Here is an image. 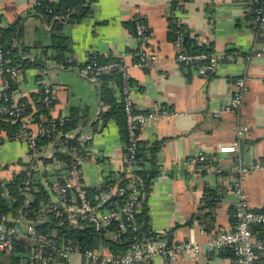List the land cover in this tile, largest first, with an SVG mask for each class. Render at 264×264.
<instances>
[{"label": "crops", "instance_id": "0c3cea01", "mask_svg": "<svg viewBox=\"0 0 264 264\" xmlns=\"http://www.w3.org/2000/svg\"><path fill=\"white\" fill-rule=\"evenodd\" d=\"M256 1L187 0L184 10L177 15L174 0H94L90 13L83 19L63 21L61 29L55 31L54 23L47 22L35 11L39 0H0V27L20 22L15 44L18 56L42 64L27 68L21 63L16 65L19 73L12 83V98L27 99L35 112V99L43 89V83L51 86L55 104L50 116L74 120L73 129L65 136L83 146L69 147L66 152L77 158L82 149L81 167L87 188L97 189L109 181H115L117 186L121 173L128 175L130 172L125 163L127 142L121 125L116 118L104 122L102 115L110 105L102 101L99 78L84 71L85 64L93 56L116 58L128 66L138 111H178L170 119L151 121L138 130V140L147 149V159L135 166L134 171L151 170L149 150L159 145L156 175L150 191L143 194L137 212L143 214V224L147 227L140 238H136L143 243L163 241L169 244L182 240L204 243L221 231L234 229L238 154L222 152V149L239 141L244 165L264 160V28L256 26ZM176 17H180L196 47H205L218 55L219 66L210 79L200 76L197 68L176 61L177 48L172 34ZM136 20L148 26L151 39L146 47L159 57L148 69L134 66L140 48ZM54 31L67 38L63 62L54 59L56 52L51 47ZM228 55L234 56V60H229ZM241 77L246 78L249 90L240 112L226 111L218 117L213 116L230 102L234 82ZM109 86L121 100L117 83L111 80ZM32 116L30 113L22 121L36 132L39 124L33 122ZM241 125L250 128L243 139L237 135ZM62 146L49 145L34 156L26 140L13 139L0 131V181L7 184L16 174L29 169L31 180L26 182L23 193L25 206L33 201L32 192L39 191L40 185L50 194L41 204L42 219L50 213L47 212L50 201L57 200L52 188L64 168L57 163L55 154ZM201 155L208 156L211 161H200ZM46 159L50 162L46 163ZM245 190L250 207L264 210V171L249 175ZM114 194L103 201L102 210L113 205L110 201ZM4 195L10 203L14 201L7 189ZM73 214L68 213L70 219ZM7 219L18 228L16 239L21 250L0 251V264H31L33 241L26 234V228L34 224L33 221L27 219L23 211L19 217L10 214ZM73 224L80 229L87 226ZM102 229L106 231L99 230L97 237L102 250H97L113 252L112 243L124 244L120 231L109 227ZM252 232L254 238L264 240V225L254 226ZM52 233L58 237L55 229ZM50 264L87 263L81 256L73 255L68 260L54 257ZM142 264L235 263L232 252L224 249L204 250L177 260L155 256Z\"/></svg>", "mask_w": 264, "mask_h": 264}, {"label": "built area", "instance_id": "2783aa9c", "mask_svg": "<svg viewBox=\"0 0 264 264\" xmlns=\"http://www.w3.org/2000/svg\"><path fill=\"white\" fill-rule=\"evenodd\" d=\"M48 1L54 2V0ZM186 2L187 0H174L177 15L184 10ZM258 2L259 5L256 8L255 14L256 26L259 29H263L264 0ZM175 24L177 25V29L175 30L176 61L184 66H196L200 76L210 79L217 72L219 66L218 55L212 51L190 52L185 44L186 29L182 26L180 17H176ZM135 29L140 48L134 61V66L140 69H148L157 62L159 57L155 53H150L146 47V44L151 39V33L146 23L136 20ZM98 57L97 55L93 56L85 64L84 71L87 75L100 78L102 75L110 73L113 70H119L121 73L122 86L120 94L128 135L125 163L126 167L130 169L127 175L129 182L125 186H108L106 190H102V187L98 188L101 191L100 197L102 200L95 204L89 195V188L84 184L81 167L84 153L80 149V155L77 158L71 156V161L65 159L56 160L58 164L63 165L64 169L52 188L57 200L56 202L50 201L47 212L58 216L63 215L65 212H73L71 221L92 226L96 230L118 224L121 230L125 231L127 230V223H131L133 229L137 230L138 226L134 224V221L143 199L139 177L133 170L137 163L136 156L139 147L138 130L141 126L151 121L157 122L162 118L170 119L177 115L178 111L168 109L159 112L138 111L134 105V91L128 66L121 60L103 63L99 61ZM228 59L232 61L234 60V56L228 55ZM18 73L19 68L16 65H12L10 59L6 57L0 34V119L5 115H8L9 119L18 120H23L25 117V110L28 105L13 99L10 93L13 80ZM248 90L249 87L245 77L236 79L234 82V93L230 102L224 105L220 111L214 113L213 116L218 117L226 111L240 112ZM39 101L49 110L50 115L54 107V98L52 88L47 82L43 83V97ZM0 131H2L1 127ZM249 131L250 128L248 126H239L237 129L239 139L245 138ZM53 133H55L56 140L52 144L56 145L60 139L61 132L56 130L54 123H52L51 127L38 125L36 132L23 123L14 137L26 140L32 154L36 156L42 151L38 149L37 137L39 135L53 136ZM239 144L240 142L236 141L231 146L222 149V152H235L238 154L239 163L234 185L236 201L233 206L236 223L233 230L221 231L204 243L193 240L172 241L169 244L163 241L143 243L135 240L127 251L116 253L102 252L93 247H83L79 243L58 241L53 235L39 232L34 224H29L26 228V234L33 241L31 264H50L54 257L68 260L73 255L81 256L87 264H142L144 261H148L155 256L162 255L169 259L177 260L201 253L204 250L215 252L224 249L232 252L235 264H264V240L254 238L252 232L254 226L264 225V210H254L250 207L248 194L245 190V182L248 176L256 171H264V160H257L250 165H244L241 159ZM68 149L69 146L63 145L60 148V152L66 154ZM74 149H78V147L74 146ZM199 160L202 162L211 161L206 155H201ZM217 170L221 171L219 168ZM113 192H115L114 195L126 196V201L121 204H113L109 209L102 210L103 201L108 196H111ZM7 220V216H0V251L15 252L17 247L13 237L18 235L19 231L16 226L8 227Z\"/></svg>", "mask_w": 264, "mask_h": 264}, {"label": "trees", "instance_id": "16d2710c", "mask_svg": "<svg viewBox=\"0 0 264 264\" xmlns=\"http://www.w3.org/2000/svg\"><path fill=\"white\" fill-rule=\"evenodd\" d=\"M263 1V0H258ZM255 2V9L258 7L259 2ZM94 2V0H60L59 2H50L48 0H39V3L35 7V11L37 14L43 16V18L47 22H53L55 31L61 29L62 22L63 21H71L76 22L83 19L87 14L91 11V4ZM55 17H60L61 19H54ZM20 28V22L13 23L9 25L8 27H0V34L2 38V43L6 52V57L10 59V63L12 65H17L18 63H21V66L24 68H27L29 66H39L41 67V63L39 62H32L27 59H21L20 56H18V51L16 49V41L18 39V32ZM172 34L174 39L176 38L175 30L177 29V25L172 23ZM53 33L52 38L53 42L51 47L55 50L54 59L58 62H63L65 60V53L67 51V38L63 35ZM185 44L188 47V50L192 53H199L203 51H210L205 47H196L190 36L189 31L186 29L185 32ZM100 62H110L113 60H119L116 58L111 59H105L102 57H98ZM122 61V60H121ZM196 68V66H191ZM100 84H101V90H102V101L106 104L110 105V109L103 113L102 118L104 122L107 120H110L111 118L118 119V122L121 125L122 133L124 134L125 140L128 143V135H127V129H126V118L124 114V107L122 100H118L115 94V90L111 89L109 86V81H115L119 88L121 89L122 86V79H121V73L119 70H113L110 73H106L102 75L100 78ZM132 82V80H131ZM133 85V84H132ZM14 88V85L12 84V88L10 90V93L12 89ZM121 96V94H120ZM43 97V89L41 90L40 94L36 97V109L37 111H33L31 104L27 99L19 100L21 102L26 103L28 106L25 110V116L32 113L33 122L38 123L41 126L45 127H51L52 123L55 124L56 130L61 132V137L59 141L56 143L55 146L61 145H67L69 147H80L78 143H76L75 139H70L65 136L67 132H69L74 127V120H61L59 118L53 119L49 115V110L45 107L43 103H41L39 100ZM55 104V100H54ZM45 117V120L42 118ZM54 121V122H52ZM23 125L22 119H9L8 115H5L1 117L0 119V127L3 131H5L9 137L15 139V133L19 131L21 126ZM55 133H53V136L48 135H39L37 137V145L38 149L42 150L45 147H48L50 144L54 143L55 141ZM159 149V145L155 146L151 150H149V153L151 154L150 161L152 162V168L151 170H136L135 173L139 177V184H140V190L143 198L144 193H148L150 191V187L152 185L153 178L156 175V154ZM146 147L142 146L139 142V147L137 151V165H141L142 160L147 159L146 155ZM56 158L58 159H65L67 161H71V156L67 153H61L56 152ZM45 162H50V159H46ZM29 169L24 170L18 174H16L12 181L4 184L2 181H0V216L5 215L8 216L12 214L15 218L19 217L21 212L25 214L27 219H31L36 227V229L39 232L45 233V234H51L53 230L55 229L58 233V237L54 236L58 241L63 242H71V243H79L83 247H94L95 240L99 236V232L106 231L105 229H101V231L96 230L92 226H86L84 229H80L76 227L72 221L70 220L68 213L65 212L63 215H55L54 213H48V216L46 219L40 218V208L41 204L44 201H47L49 199V193L46 191V189L40 185L39 191H31L33 193L34 199L30 203L29 206H25V196L24 191L26 188V182L31 178L29 177ZM121 181L119 183V186H125L128 184L129 179L125 172L121 173ZM115 181H109L105 186L102 187V190H106L108 186L114 185ZM31 183L29 187H31ZM5 189H7L9 196L14 199L12 203L9 202V200L4 195ZM100 190L97 188L95 189H89V195L92 198L93 202L97 204L100 200ZM213 192H210L212 194ZM96 198V199H95ZM100 199V200H99ZM127 199L126 196H119L115 195L112 197V200L110 201L111 204H114L118 202L117 204H121L125 202ZM99 200V201H98ZM108 203V205L110 204ZM210 201H208L209 203ZM111 207V206H110ZM36 213V214H35ZM143 214H136V218L134 221V224L138 226L137 230H134L131 226V223H127V230L122 231L118 224H113L111 227H109L110 230H116L120 233V239L122 243H112V251L113 252H120L125 251L130 243L137 240L136 238H140V234L142 231L146 230L147 227L145 224H143ZM42 220V221H41ZM62 222V224H60ZM143 226L141 227V225ZM8 227H13L14 223L7 221ZM108 229V230H109ZM171 240V236L169 237ZM14 243L17 247V250L15 252H19L21 250L20 243L17 241L16 236L13 237ZM127 242V243H126Z\"/></svg>", "mask_w": 264, "mask_h": 264}, {"label": "water", "instance_id": "95a60500", "mask_svg": "<svg viewBox=\"0 0 264 264\" xmlns=\"http://www.w3.org/2000/svg\"><path fill=\"white\" fill-rule=\"evenodd\" d=\"M58 236V235H57ZM94 247L95 248H98V249H100V250H102V247L99 245V239L98 238H96V240H95V245H94Z\"/></svg>", "mask_w": 264, "mask_h": 264}]
</instances>
